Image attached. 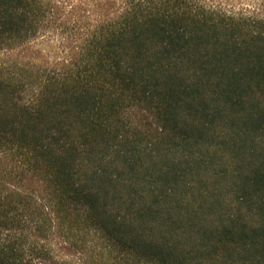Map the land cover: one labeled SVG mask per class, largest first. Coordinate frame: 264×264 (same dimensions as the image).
Returning a JSON list of instances; mask_svg holds the SVG:
<instances>
[{
	"label": "trees",
	"instance_id": "obj_1",
	"mask_svg": "<svg viewBox=\"0 0 264 264\" xmlns=\"http://www.w3.org/2000/svg\"><path fill=\"white\" fill-rule=\"evenodd\" d=\"M0 264H264V0H0Z\"/></svg>",
	"mask_w": 264,
	"mask_h": 264
},
{
	"label": "rangeland",
	"instance_id": "obj_2",
	"mask_svg": "<svg viewBox=\"0 0 264 264\" xmlns=\"http://www.w3.org/2000/svg\"><path fill=\"white\" fill-rule=\"evenodd\" d=\"M147 117L138 108L133 110L124 122L126 130L131 132H141L147 128Z\"/></svg>",
	"mask_w": 264,
	"mask_h": 264
}]
</instances>
